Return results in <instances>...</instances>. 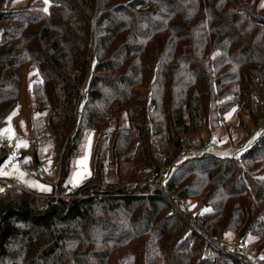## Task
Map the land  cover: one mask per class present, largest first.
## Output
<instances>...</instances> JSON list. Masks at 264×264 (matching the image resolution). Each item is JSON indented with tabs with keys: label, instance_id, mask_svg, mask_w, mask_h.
Instances as JSON below:
<instances>
[{
	"label": "trees",
	"instance_id": "obj_1",
	"mask_svg": "<svg viewBox=\"0 0 264 264\" xmlns=\"http://www.w3.org/2000/svg\"><path fill=\"white\" fill-rule=\"evenodd\" d=\"M263 2L51 0L46 13L41 0L20 10L0 0V123L17 106L19 69L31 64L32 137L48 133L62 150L59 192L83 134L117 114L127 121L98 131L94 148L97 177L106 179L97 169L110 157L115 186H80L86 197L68 202L10 187L0 195V264H228L167 200L199 199L193 229L207 236L259 239L264 130L237 158L209 149L176 157L232 109L257 124ZM159 172L149 196L147 180Z\"/></svg>",
	"mask_w": 264,
	"mask_h": 264
},
{
	"label": "rangeland",
	"instance_id": "obj_2",
	"mask_svg": "<svg viewBox=\"0 0 264 264\" xmlns=\"http://www.w3.org/2000/svg\"><path fill=\"white\" fill-rule=\"evenodd\" d=\"M41 2L44 12H50L53 7L51 0H48L47 3H45V0H41ZM28 3L29 0H10V8L20 10L27 7ZM262 6H264V2L261 4ZM38 81L39 77L37 72L31 64L27 63L19 69V97L17 106L0 123V130L10 128L14 131V135H11L7 131L0 132V173H7L0 174V180L8 183H12L15 180L22 181V185L27 190L35 192L42 190L43 192L49 191L50 193L52 192V178L40 174L37 167L41 165L51 168L59 165L62 150L53 144L48 133L37 142L32 137L30 121L38 113L35 111V105L32 102L30 87ZM256 113L257 124L252 123L246 116L239 115L236 109H232L224 115V126L218 127L213 131H210L208 128H203L196 135L202 138L203 143L211 140L218 142V147L211 148L207 151L217 156H234L237 158L240 151L249 146L260 131L264 130V106H257ZM126 125L127 121L125 116L123 114H117L114 117L99 121L96 130L85 132L80 140L78 153L71 160L68 177L64 184L67 181H71L74 188L83 185L89 186L91 175L96 170L94 148L98 139V131L115 132L116 129L125 127ZM15 153L22 155V159L20 160L21 168L16 163H12V157ZM36 161L38 164H36ZM97 170L98 172H104L106 176L104 182L108 186H115L117 184L114 173L115 164L110 157ZM21 173L23 176H21ZM2 187L0 185V193ZM181 207L182 212L186 211L188 216H193L196 212L205 209L199 199L185 200L181 204ZM245 238L242 239L248 243L254 241L252 244H255V246L261 245L264 247V231L257 240L251 239L248 236ZM237 239L238 237L234 233H227L222 238L225 243H235Z\"/></svg>",
	"mask_w": 264,
	"mask_h": 264
},
{
	"label": "built area",
	"instance_id": "obj_3",
	"mask_svg": "<svg viewBox=\"0 0 264 264\" xmlns=\"http://www.w3.org/2000/svg\"><path fill=\"white\" fill-rule=\"evenodd\" d=\"M112 131H108V134H111ZM218 147V142L215 140H211L209 142L203 143L200 140H193L192 145L189 148H182L179 154L176 157V160L179 161L186 157L189 154H197L201 151H204L206 149H211ZM22 159V155L19 153H15L12 157V163H16L18 167L21 168L20 160ZM37 170L42 175H49L51 176V187H52V193L50 195H37L29 190H27L21 182L14 181L12 183L5 182L3 180H0V183H2L7 188H13L18 191L33 195L35 197L39 198H52V199H60L64 202H68L71 198H82L86 197L81 192H76L75 190L78 188H74L73 183L71 181H67L61 192L58 191V183L60 181V167L59 165L53 166L51 168L38 165ZM104 177V172H101ZM101 174V175H102ZM105 180V178H104ZM104 180H100L97 177L96 172L94 171L91 175V180H89V185H95L98 187L103 188L104 187ZM148 184L150 185V192L149 196H152V191L155 186H159L162 184V174L154 173L152 176H150L147 180ZM134 184L129 183L128 186H133ZM168 204L170 205L171 209L177 213L179 216H181V219L184 221L187 230L190 232L195 233L199 239H201L206 245L210 246L214 250L220 252L224 256H226L229 261H234L237 264H264V253H261L260 251H254L251 247V244L247 241H244L242 238H238L235 243H225L222 238L219 235V232L217 231L215 235L213 236H207L203 232H199L193 229V222L195 215L199 212H196L193 216H189L190 220H186L181 215L182 207L181 204L176 203L175 201L167 200ZM253 252V253H252ZM230 262L228 264H230Z\"/></svg>",
	"mask_w": 264,
	"mask_h": 264
},
{
	"label": "crops",
	"instance_id": "obj_4",
	"mask_svg": "<svg viewBox=\"0 0 264 264\" xmlns=\"http://www.w3.org/2000/svg\"><path fill=\"white\" fill-rule=\"evenodd\" d=\"M201 140H202V138H201ZM36 164H38V162H36ZM45 176H49V175H45ZM50 177H51V176H50ZM3 181H4V180H3ZM16 181H17V180H16ZM19 182H20V181H19ZM21 183H23V182L21 181ZM0 185L3 186L0 195H4V194L6 193L7 187L4 186L2 183H0ZM29 191L32 192V193H34V194H41V195H49V194L52 193V192L49 193V191H44V192H43L42 190H40V191H38V192L31 191V190H29ZM251 247H252V249H253L254 251H257V252H258V250H260V248H261V246H255V244H252V243H251Z\"/></svg>",
	"mask_w": 264,
	"mask_h": 264
},
{
	"label": "snow or ice",
	"instance_id": "obj_5",
	"mask_svg": "<svg viewBox=\"0 0 264 264\" xmlns=\"http://www.w3.org/2000/svg\"><path fill=\"white\" fill-rule=\"evenodd\" d=\"M48 2V0H45V3H47ZM5 131H7V132H9V133H11V135H14V131L12 130V129H4V130H0V132H5ZM10 138H11V136H10ZM0 174H7V173H0ZM21 176H23V174L21 173Z\"/></svg>",
	"mask_w": 264,
	"mask_h": 264
},
{
	"label": "water",
	"instance_id": "obj_6",
	"mask_svg": "<svg viewBox=\"0 0 264 264\" xmlns=\"http://www.w3.org/2000/svg\"><path fill=\"white\" fill-rule=\"evenodd\" d=\"M37 162V161H36Z\"/></svg>",
	"mask_w": 264,
	"mask_h": 264
}]
</instances>
